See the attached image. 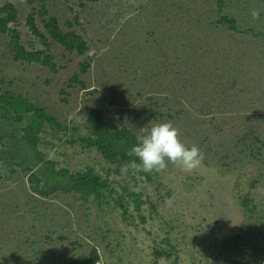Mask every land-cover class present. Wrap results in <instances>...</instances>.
<instances>
[{
	"label": "rangeland",
	"instance_id": "rangeland-1",
	"mask_svg": "<svg viewBox=\"0 0 264 264\" xmlns=\"http://www.w3.org/2000/svg\"><path fill=\"white\" fill-rule=\"evenodd\" d=\"M7 2L19 10L13 27L22 44L45 49L26 24L39 1L0 6ZM217 2L50 0V14L89 44L78 56L51 42L57 72L16 61L10 36L0 33V94H22L66 125L47 126L36 149L22 138L25 121L2 118L0 110V264H65L93 248L97 264H155V248L171 253L158 264H222L221 241L243 230L264 255V38L250 32H264V0H227L222 13ZM221 14L235 17L239 30L221 23ZM85 61L91 65L83 73ZM88 108L107 120L122 118L137 135L153 120H170L205 158L190 173L171 163L159 173H122L124 162L111 164L80 145L91 130ZM48 160L72 172L91 167L109 177L116 197L129 185L156 208L143 207L142 223L133 204L125 219L112 197L100 204L63 191L40 195L29 173L49 189ZM240 195L253 200L254 212Z\"/></svg>",
	"mask_w": 264,
	"mask_h": 264
},
{
	"label": "trees",
	"instance_id": "trees-1",
	"mask_svg": "<svg viewBox=\"0 0 264 264\" xmlns=\"http://www.w3.org/2000/svg\"><path fill=\"white\" fill-rule=\"evenodd\" d=\"M39 5L33 6L29 12L26 24L30 32L43 43L45 49L28 50L21 42V32L14 26L18 20L19 10L13 2H7L0 6V33L10 36V48L16 61L27 63H40L53 72H57L58 67L51 54V42L61 46L65 51L84 56L89 51V44L85 37L75 30H65L59 19L50 14L47 2L50 0H38ZM81 5L97 0H78ZM227 0H218L217 6L222 13ZM32 2V1H31ZM34 2V1H33ZM76 23L78 18L76 17ZM220 22L228 25L232 30H239V25L235 17L221 14ZM68 27H73V22L67 23ZM257 37L264 38V32L250 30ZM90 62L85 61L81 64V70L85 73L90 67ZM75 82L85 85L76 76ZM0 110L3 111L2 118H12L17 121H25L22 138L33 148H38L42 141V133L47 126L62 130L66 128L55 116L47 110L28 100L24 95H16L11 91L0 94ZM87 122L90 126V133L79 139L80 145L87 148L96 149L103 158L111 164L121 162H131L136 159L126 155L128 150L138 143V135L133 132L122 118L107 120L100 109L88 108ZM39 159L44 157L39 153ZM46 166L50 172L51 183L49 189L42 185V179L34 172L29 173L28 180L31 182L34 191L43 196H48L56 191L75 193L85 200L93 198L100 204L112 197L117 208L122 210L125 219H130L133 214L129 211V206L134 205L137 218L142 222H147L146 215L143 214V207L150 204L156 208L154 203L145 199L143 193L134 190L129 185L121 187L122 193L116 197L115 189L111 185L109 177L98 173L89 167L82 171L72 172L67 167L59 168L53 160L46 161ZM149 179L151 176L145 173ZM242 205L250 212L256 210L252 199L247 195H240ZM113 200V199H112ZM250 230H243L224 238L218 248L217 258L222 264H264V255L257 253L256 246L250 243ZM167 244L176 251L168 239ZM171 253L165 249L155 248L153 256L158 264V260ZM100 259L98 248H93L88 254H83L69 259L65 264H97Z\"/></svg>",
	"mask_w": 264,
	"mask_h": 264
},
{
	"label": "clouds",
	"instance_id": "clouds-1",
	"mask_svg": "<svg viewBox=\"0 0 264 264\" xmlns=\"http://www.w3.org/2000/svg\"><path fill=\"white\" fill-rule=\"evenodd\" d=\"M254 19L259 13L253 11ZM138 143L126 153L136 159L121 164L122 173H127L129 167L144 172H162L169 163L177 165L184 172H192L202 164L205 154L202 149L193 144L190 147L181 139V129L172 121L156 123L154 120L139 129Z\"/></svg>",
	"mask_w": 264,
	"mask_h": 264
}]
</instances>
